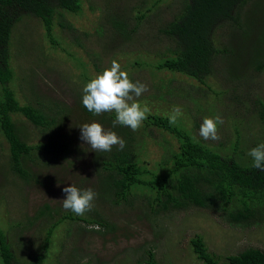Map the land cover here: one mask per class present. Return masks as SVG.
<instances>
[{"label": "rangeland", "instance_id": "obj_1", "mask_svg": "<svg viewBox=\"0 0 264 264\" xmlns=\"http://www.w3.org/2000/svg\"><path fill=\"white\" fill-rule=\"evenodd\" d=\"M186 2L164 0L154 6L155 0H82L81 14H65V19L77 30L74 34L63 32L55 25L54 33L62 44L58 48L50 44L40 19L25 15L15 26L11 43L12 66L16 67L18 76H25L28 86L33 78L32 86L27 90L24 86H17L18 96L23 100V94L29 97L34 93L43 101L65 103L73 109L63 132L76 134L80 153L68 161L49 160L50 167L47 168H40V162L37 163L36 171L45 168L44 175H47L43 177L39 172L42 183L27 185L9 172V146L1 141L2 224L8 226L19 218L33 216L46 204L65 210L62 205V200L66 198L65 187L72 184L87 189L95 181V171L91 166L95 152L80 139L79 128L84 123H91V119L80 111L76 113L80 109L78 101L82 88L86 85L83 79L85 72L78 59L87 63L86 73L92 79L116 59L130 80L148 85L149 91L138 102L142 106L147 104L150 114L168 116L174 106H180L183 115L175 125L190 131L195 139L209 147L221 144L227 147L241 137L244 152L248 153L255 144L264 143V123L259 120V112L254 110L258 109L259 100L264 102V73H254V70L246 74L242 72L249 60L255 59L257 53L263 50L252 37L254 32L260 33L264 29L262 10L255 3L246 6V16L252 11L257 12L250 15L253 23L246 28L249 31L247 35L238 34L237 28H231L233 22L215 32L217 45L229 46L231 54L225 57L226 63L220 57L216 60L213 76L208 77L203 85L184 74L156 69L162 59L171 57L167 55L169 49L175 50L177 46L159 30L177 18ZM148 9L147 18L136 22L134 18L138 12L141 14ZM122 19L137 32L127 41L111 25L113 20ZM252 26L256 30L251 29ZM75 39L79 40L77 44H73ZM94 64H97L96 68ZM18 83L21 84V81L17 80ZM216 115L224 121L218 126L221 139L205 141L198 134L200 125L205 117L214 118ZM23 124L26 125L25 122ZM143 126L142 123L139 130L133 132L146 156L147 166L155 170L167 152L175 151L179 143L171 135L158 130L149 134L142 130ZM29 129L31 141L38 143L40 133L33 127ZM94 205L107 222L116 225V232H106L103 227L94 224L65 222L57 230L51 244L47 257L50 264L55 261L81 264L85 258L88 264H138L149 247H153L159 264H204L197 259L191 246V240L198 236L221 261L250 248L264 251V211L261 212L260 223L248 227L232 225L224 212L197 207L168 212L155 218L145 206L143 195H138L131 206L106 204L101 200ZM29 233L25 241L38 234L37 228ZM20 252L26 253L23 250Z\"/></svg>", "mask_w": 264, "mask_h": 264}, {"label": "trees", "instance_id": "obj_2", "mask_svg": "<svg viewBox=\"0 0 264 264\" xmlns=\"http://www.w3.org/2000/svg\"><path fill=\"white\" fill-rule=\"evenodd\" d=\"M162 1L155 0L154 6ZM250 3L257 4L264 15V0H187L177 18L159 30L177 46L175 50L169 49L167 55L171 57L162 59L156 69L181 73L204 85L215 72L216 60L220 57L226 63L225 57L231 54L229 46L217 45L215 32L233 22L231 28H237L238 34L247 35L249 31L246 28L253 23L250 15L257 14L252 11L245 15V8ZM149 11L138 12L134 18L136 22L145 20ZM82 12V0H0V147L3 140L8 144V170L27 185L42 183L38 173L44 175V169L50 167L49 160L68 161L80 152L76 134L63 132L73 109L65 103L43 101L34 93L29 97L23 94V100L18 96L17 86H24L27 90L32 86L33 78L28 86L25 76H18L16 67L12 66L13 31L25 15L35 17L43 23L50 44L58 48L62 44L54 33L55 25L63 32L74 34L77 30L65 19V14L79 15ZM243 19L247 21L243 22ZM111 25L123 34L126 41L137 33L124 19L113 20ZM252 28L255 29L254 26ZM252 37L263 50L255 59L249 60L247 67L242 69L243 74L250 70L264 73V29L260 33L254 32ZM78 42L75 39L73 44ZM78 60L85 72L83 79L86 84L92 78L86 73L87 63ZM17 80L21 84H16ZM78 103L80 109L76 113L80 111L91 122L101 123L125 141L123 150L114 147L111 152L94 153L91 166L95 171V181L91 189L98 194L94 203L101 200L106 204L131 206L138 195H143L145 206L155 218L197 207L224 212L225 218L234 226L249 227L260 223L261 212L264 211V172L252 167V158L244 152L243 138L238 137L227 147L222 144L209 147L195 139L190 131L169 124L168 116L148 114L143 121V131L152 134L153 130H158L171 135L179 143L175 151L167 152L155 170H150L134 132L119 125L113 128L114 113L94 116L83 106L82 93ZM254 110L259 112V120L264 123V102L259 100V107ZM29 127L41 135L36 144L31 141ZM237 134L241 136V133ZM37 163L40 168H45L36 171ZM17 220L8 226L0 221V264H50L47 257L51 244L65 222L99 225L106 232L113 233L117 229L115 224L107 222L97 212L95 206L92 211L77 216L46 204L33 216ZM33 227L37 228L36 239L31 234L33 237L25 241ZM43 234L45 236L41 238ZM191 246L197 259L204 264H264V251L257 248L244 250L221 261L209 251L202 237L193 238ZM141 259L138 264H159L153 247H149Z\"/></svg>", "mask_w": 264, "mask_h": 264}, {"label": "clouds", "instance_id": "obj_3", "mask_svg": "<svg viewBox=\"0 0 264 264\" xmlns=\"http://www.w3.org/2000/svg\"><path fill=\"white\" fill-rule=\"evenodd\" d=\"M149 91L148 85L130 80L121 64L113 59L110 66L97 74L82 88V104L94 116L114 113L113 128L117 125L137 131L147 119L151 109L147 104L143 106L139 98ZM183 115L180 106H174L168 114L169 124L175 125ZM224 123L220 115L214 118L205 117L199 128V137L205 141H219L221 139L218 126ZM80 139L90 145L94 152H111L114 147L123 150L125 141L115 131L107 130L99 122L84 123L80 127ZM252 158V167L264 172V143L253 147L248 153ZM66 198L62 200L63 208L77 216H83L94 208L97 193L91 189H80L75 185L63 189ZM81 264H88L87 258Z\"/></svg>", "mask_w": 264, "mask_h": 264}]
</instances>
